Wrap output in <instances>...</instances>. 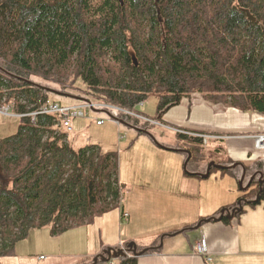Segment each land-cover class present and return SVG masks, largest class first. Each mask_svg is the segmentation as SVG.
Wrapping results in <instances>:
<instances>
[{"label": "trees", "instance_id": "16d2710c", "mask_svg": "<svg viewBox=\"0 0 264 264\" xmlns=\"http://www.w3.org/2000/svg\"><path fill=\"white\" fill-rule=\"evenodd\" d=\"M78 80L91 97H74V105L135 110L155 96L162 116L200 93L264 115V0H0V103L36 111ZM20 120L15 134L0 139V264L30 231L59 235L89 225L121 200L115 153L72 147L57 116ZM240 165L244 180L252 171L256 198L245 194L207 221L228 222L264 201V159ZM155 250L130 257L120 250L104 260L138 264L137 255Z\"/></svg>", "mask_w": 264, "mask_h": 264}, {"label": "crops", "instance_id": "0c3cea01", "mask_svg": "<svg viewBox=\"0 0 264 264\" xmlns=\"http://www.w3.org/2000/svg\"><path fill=\"white\" fill-rule=\"evenodd\" d=\"M100 113L105 112H88L98 127L105 124H97L102 119ZM154 118L172 128L218 137L209 139L205 145L191 134L162 126L158 128L159 138L148 131L136 130L140 134L136 139L141 143L138 148L147 154L141 157L133 152L138 149L134 148L129 152L133 155V171L127 175L119 173V182L126 184L129 191L127 199H130L127 204L121 201L119 219L123 220V213L128 215L124 219L126 239L138 243L137 254L146 248H157L148 254L137 255L138 264H264V201L246 207L244 213L230 217L228 222L207 221L223 210H232L243 198L240 186L245 168L236 165L244 163L250 168L255 160L264 159V151L257 150L251 138L264 133V115L213 104L200 93H195L164 115ZM114 124L120 128L116 122ZM61 131L68 133L63 128ZM73 132L74 125L69 133ZM177 141L182 146L176 145ZM203 149H210L218 155L224 151L225 160L218 165L234 169L214 175L213 169L218 168L212 166L209 176L204 177L207 164L200 163L204 159ZM192 159L196 164L186 172ZM212 175L216 177L208 181ZM248 175L251 177L252 171L249 170ZM211 189L214 194L206 197ZM136 230L148 233L145 237H138ZM203 236L210 261L195 250ZM48 254L40 252L21 258L15 254L4 258L2 264H92L88 255L65 258L59 254Z\"/></svg>", "mask_w": 264, "mask_h": 264}, {"label": "rangeland", "instance_id": "374dc122", "mask_svg": "<svg viewBox=\"0 0 264 264\" xmlns=\"http://www.w3.org/2000/svg\"><path fill=\"white\" fill-rule=\"evenodd\" d=\"M44 83L52 88L59 89V86H57L55 83L49 81H44ZM65 91L66 92H63L65 94L50 93L51 102H55L63 106H68L80 102L76 99L77 97H80L82 99H90L91 97V95L87 93L86 86L81 80H78L73 88H65ZM156 104L157 98L153 96L145 104H141L136 107L134 111L150 118H158ZM100 110L105 112L100 113L101 118L105 120V124L103 126H96L95 121L88 117L74 119V132L67 133L68 139L72 147L76 149L95 144L99 146L102 154L115 153L118 158V168L120 175L125 173L127 175L134 169V166L132 169L133 161H131V159H133V155L129 152L133 151L134 148H138V145L141 144L139 141H136L137 136L140 135L136 130L138 129L144 130L146 132L148 131V133H152L159 138L160 131L158 128L160 127L143 122L141 120H137L135 118H130L123 113L116 112L112 109L109 111L104 109ZM89 111L90 110L86 109L87 113ZM115 119L120 121L119 129L114 124ZM20 122V118L17 117L0 116V139L15 134L18 131ZM179 142L180 141H177L176 145L179 146ZM142 146L145 148L144 145ZM133 152L138 153L139 156L142 155L141 157H144V155L147 154V151H142L140 148L135 149V151ZM202 154L204 156V159L203 161H200V163L202 162L203 164H207L206 170H208L212 163H215V167L218 168V164L225 160L224 151H220V155H218L216 152H213L210 149H203ZM209 156H211V159L209 158ZM193 158H195V154H193ZM137 159L139 160L140 157H138ZM194 164H196V161L195 159H192V161L188 165V171L193 169L192 167ZM218 169H213L214 175L220 174V172H224L223 169H220V171ZM242 174V176H244L245 171ZM214 175H212L211 179L207 180H214V178L216 177ZM218 181H220V179ZM241 182L242 186H240V189L243 198L245 194L251 195L250 192L254 187L253 185L250 189H248L251 182V177H249L248 175L245 180L242 177ZM125 185L119 182L118 187L120 190L122 203L125 202V204H127V201H130V199H127L129 191ZM207 189L208 188H206V192ZM212 194L214 193L211 189L210 192L205 196L208 197ZM246 197L248 199L256 198V196L253 195ZM119 210L121 209L118 205V207L112 208L106 213L97 217L91 224L68 230L59 235H53L52 229L50 227L32 230L30 231L27 239L16 244L15 254L16 256H18V258H21L25 255H37L40 252H44L46 253V255H49L48 253L59 254L61 256H65V258L70 257L71 255H88V261L92 262V264H108L110 260L117 258L115 257L110 259L109 261H105L104 256L106 257L110 253L113 254L115 253V251L121 250L123 252V249H128L130 253L135 254V250L138 249V243L130 242V240L126 239V220L123 219L121 221L119 219ZM136 231V235L138 237L147 235L145 233H148L141 230Z\"/></svg>", "mask_w": 264, "mask_h": 264}, {"label": "built area", "instance_id": "2783aa9c", "mask_svg": "<svg viewBox=\"0 0 264 264\" xmlns=\"http://www.w3.org/2000/svg\"><path fill=\"white\" fill-rule=\"evenodd\" d=\"M93 108L109 109V110L112 109L116 112L123 113L127 116L137 118L139 120L150 123L152 125L162 126L168 129H172L178 133L188 134V132H186L183 129L172 128L170 126L164 125L157 120L145 117L141 114L136 113L135 111L131 109L126 110L124 108L115 107L110 104L102 103V102L100 103L86 102L80 105H68V106H63V105H59L58 103L48 102L36 111L24 113V112L15 111L12 104L5 103L4 101L3 103H0V116L17 117V118L30 117L33 121H35L38 115L57 116L58 126L60 128H63L69 133L73 130V120L80 119V118H86V117L90 118L89 114L86 112V109L94 110ZM97 124L103 125L104 120L103 119L98 120ZM116 124L119 125V122L116 121ZM193 135L200 138L204 144H206L209 139L218 137V136H213L211 134H204V133H195ZM251 138L254 141L255 148L257 150L264 151V133L251 136ZM122 217L123 219H126L128 215L123 213ZM195 250H196V253L205 256L208 261L211 260L208 254L207 241L204 236L200 239V241L197 242ZM43 258L44 257H41V259ZM108 264H119V262L117 259H112L108 262Z\"/></svg>", "mask_w": 264, "mask_h": 264}, {"label": "bare ground", "instance_id": "6f19581e", "mask_svg": "<svg viewBox=\"0 0 264 264\" xmlns=\"http://www.w3.org/2000/svg\"><path fill=\"white\" fill-rule=\"evenodd\" d=\"M100 103V102H99ZM111 105V104H110ZM113 106V105H112ZM115 107H117V106H115ZM94 110H100L99 108H93ZM107 110H109V109H107ZM126 110H129V109H126ZM134 111V110H133ZM136 112V111H135ZM137 113V112H136ZM138 114H140V113H138ZM125 115V114H124ZM141 115H143V114H141ZM127 116V115H126ZM143 116H145V115H143ZM128 117H130V118H134V117H131V116H128ZM145 117H148V116H145ZM148 118H150V117H148ZM135 119H137V118H135ZM151 119H154V120H157V121H159L160 122V120H158V119H155V118H151ZM104 120V119H103ZM137 120H139V119H137ZM116 121H118L119 122V125L118 126H120V121L119 120H117V119H115V122ZM142 121V120H141ZM144 122V121H143ZM104 123H105V120H104ZM147 123V122H146ZM160 123H162V122H160ZM150 124V123H149ZM155 126H157V125H155ZM181 129V128H180ZM187 132V131H186ZM188 134H191V135H193V134H195V132H188ZM204 134H208V133H204ZM263 134V133H262ZM211 135H213V136H216V135H214V134H211ZM257 135V134H256ZM194 136V135H193ZM196 137V136H195ZM196 138H198V137H196ZM198 139H200V138H198ZM201 140V139H200ZM202 141V140H201ZM203 142V141H202ZM207 144V143H206ZM205 144V145H206ZM123 251H124V253H126L127 255H130V253H128L127 252V250H125V249H123ZM131 256V255H130Z\"/></svg>", "mask_w": 264, "mask_h": 264}, {"label": "water", "instance_id": "95a60500", "mask_svg": "<svg viewBox=\"0 0 264 264\" xmlns=\"http://www.w3.org/2000/svg\"><path fill=\"white\" fill-rule=\"evenodd\" d=\"M255 20H256V19L253 18V21H255ZM85 102H87V101H85ZM186 164H187V162H186ZM212 166H215V163H212V164L210 165V167H209L208 170H207V173L203 175L204 177H208V176H209L210 169H211ZM217 167H218L219 169L225 168V167H223V166H217ZM251 180H252V179H251ZM250 183H251V182H250Z\"/></svg>", "mask_w": 264, "mask_h": 264}]
</instances>
